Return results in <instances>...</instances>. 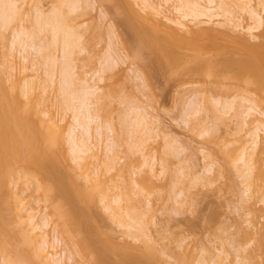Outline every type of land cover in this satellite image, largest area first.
<instances>
[{
  "label": "rangeland",
  "instance_id": "1",
  "mask_svg": "<svg viewBox=\"0 0 264 264\" xmlns=\"http://www.w3.org/2000/svg\"><path fill=\"white\" fill-rule=\"evenodd\" d=\"M5 1H10L9 6H4L5 2L0 0V5L3 4L0 14L3 16V9L10 7L8 13L12 12L13 18L7 26L0 16V53L5 55L3 59L0 57L1 77L7 81V86H16L22 93L30 92L41 119L52 124L48 123V126L52 127L49 131L54 138L61 136L64 139L65 151L61 155L64 157L66 154L68 159L65 156L60 160L64 162L55 163L51 169L54 170L53 177H56L53 181L66 180L64 183L70 187L66 172L71 170L80 189L84 187L93 197L91 195L92 201L86 198L84 202L76 203L80 222L76 225V234L70 227L72 232L69 230L68 233L57 214L56 205L62 199L57 201L56 196L55 200V195L47 187L38 190L37 177H25L21 173V178L20 173L16 174L9 185L0 187V264H13V260L17 264H43L39 259L41 256L35 252L42 236H34L36 232L28 223L30 211L38 212L39 218H49L48 239L52 240L55 235L63 238L58 251L67 250L62 253L64 264H126V261L128 264H264V133H260L259 145L251 158L254 171L250 174L252 185H249V172L245 165L249 155L243 158V153H254L249 133L254 123L246 126L241 123L246 115L236 116L240 112L244 114L245 107L249 106L248 102L243 103L246 99L255 102L259 112L264 111V90L258 91V87L257 91L254 90L256 86L250 75L249 80L248 74L237 75L240 61L254 60L256 51L243 48L239 35L213 34L211 31L208 33L209 30L205 31L206 34L204 30L200 33L188 22L193 30L180 33V36L177 34L179 38L159 32L160 37L178 48L186 62L185 71L188 73L178 75L176 71H169L161 55L162 62H159L158 53L147 39L144 43L139 25L142 22L147 26L148 21L133 15L135 10L141 12L143 9L140 0H30L32 8L29 0ZM71 1L76 2V11L70 10ZM149 1L155 6L169 7L173 10L171 16L179 15L173 6L184 2ZM253 2V6L264 8V0ZM229 3L232 14L239 16L236 1L229 0ZM132 5L134 10L131 8V11L129 7ZM35 7L41 8L46 16L58 15L64 28L73 27L70 35L73 44L71 52L66 53L70 55L67 59L61 55L64 53L61 52L63 42L61 39L57 41L59 43L52 42L49 27L45 31H37ZM69 11L73 13L68 14ZM143 14L146 15L145 12ZM137 22L138 27L135 25ZM148 27H153L150 21ZM16 30L35 31L37 38L34 42L38 47L43 45V50L38 52L39 58L37 51L34 52L36 49L29 47L21 51L19 41L14 44L18 34ZM256 34L264 42V13L262 27ZM191 43L200 46L192 47ZM50 46L52 48H48ZM108 56L118 61L106 68L104 58L107 60ZM195 57L213 60V63L216 61L214 66L217 69L212 70L211 75L190 72L189 68L196 66ZM34 60H39V63ZM64 64L72 74L68 77L72 78L69 82L73 86L69 90L79 92L80 89L82 93L83 89L91 87L93 90L92 87L96 86L94 91L97 93L91 96V101L93 114L100 120L91 125L88 144L92 149L86 155L88 158L80 162L81 165L74 161L67 141L68 132L76 121L74 109L68 108L64 102L65 94L60 90L63 85L60 71H64ZM226 103L236 110L230 111ZM258 117L261 116L257 113L247 117V122ZM97 126L108 136L103 134L99 138ZM79 135L82 136L81 133ZM110 157H115L114 162L109 160ZM76 186L73 184L68 188L71 197L68 194L69 200L63 198L62 201L75 203L80 200L76 198ZM118 196L121 198L120 211L117 209L119 216L110 208L111 205L116 207L114 200ZM16 205L23 209L15 212L12 209L18 207ZM132 215L140 224L131 221ZM138 228H142V233ZM61 231H65V235ZM130 231L136 238L129 235ZM7 236L8 240H5ZM13 239L15 242H11ZM148 246L153 249L148 250L150 254L146 249ZM49 251L54 253L52 249ZM72 254L73 260H69ZM7 255H11V259ZM145 255L148 258L143 257ZM151 259H155L154 262Z\"/></svg>",
  "mask_w": 264,
  "mask_h": 264
},
{
  "label": "bare ground",
  "instance_id": "2",
  "mask_svg": "<svg viewBox=\"0 0 264 264\" xmlns=\"http://www.w3.org/2000/svg\"><path fill=\"white\" fill-rule=\"evenodd\" d=\"M2 1L5 2V3L3 2L5 4L4 6H6L10 3V1H5V0H2ZM235 1H236V3H235L236 8L239 10V16H237L236 14H234V15L232 14L234 12L231 9V3H229V0H220V1L219 0H184L183 4L181 3L180 6L179 5L176 7L173 6L174 9L176 10V12L179 14L176 16L170 15L173 13V10H171L169 7L167 8V6H165V7H164V5L155 6L149 0H143V1L140 0V3L142 2V8H143L142 11L145 12V14L147 16L144 15L142 11H141L142 12L141 13L139 10L138 11L135 10L133 12V15H136L134 17H136V18L138 17L142 21H144V19H145V21L146 20L148 21V23L146 24L147 26H143L144 24L142 25L141 21H138L139 23L141 22L140 25L138 24V22L135 24V25L138 24L140 26L139 27V33L143 37L144 43H145V39H147L148 42L150 43L151 47L156 51V52L155 51L154 52L158 53L157 57H159V55H161L162 60L164 61L166 66H168L170 68L169 71H171L172 73H174L176 71L178 75L188 73V70H187V72L185 71L186 70V67H185L186 62L183 59V57L178 53V48L175 45H173L171 42H169L168 40L164 39L163 37H160L159 32H161V31L165 32V33H167L166 35L171 36V38H173L175 36L177 38H179L178 36H180V33H189L193 30V27H191L190 24L188 23V22H191L192 23L191 25H193L196 28L197 32L201 31L200 33H203V30H204V33L206 34V32L209 30L208 33L211 31L212 33L214 32L213 34H215V32H216V34H219L218 32H222L225 34L229 33L227 35H231V34L239 35L240 36L239 40H240L242 47L245 49H250V48L254 49L256 51V56H253L254 60L252 58H250L251 60L248 59V61H246L247 59L244 62H243V60L240 61L239 67L237 64V67H238V72L236 71L238 73L237 75H241V73L248 74V75H246L248 77V80H249V77L251 76L252 79L250 78V80H252L251 82H253V84H255V86H256L254 90H256L257 87L259 88V89H257L258 91H260V89L264 90V42L261 41L258 37V34H256L257 31H259L261 29L262 24H263L264 8L261 9V8L257 7L259 5L253 6L252 3H254L253 2L254 0H235ZM65 3H66V1H65ZM75 3H76L75 1L70 2L69 6H70L71 11H76L75 9H77V8H76ZM166 3H168V0ZM12 4H11V6H12ZM28 4H31L30 0L28 1ZM258 4H259V2H258ZM0 6H3V4ZM9 8L3 9V12H4L2 14L3 16H1V14H0V16L2 17V22L4 20V22L6 23V24L3 23L4 25H7L11 21V19L13 18L11 15L12 12H11V14L8 13ZM31 8H32V4H31ZM129 8L132 11L133 5H132V7L130 6ZM139 8L141 9V7H139ZM11 10H13V9H11ZM33 10L36 11V13L34 11V13L36 15V18H35L36 22L34 24L36 25L37 31L42 32L43 30L45 31V28L48 29V27H49L52 31L51 32L52 33V39H53L52 42L54 41L53 43H55L60 39H61V42H63V46H62L63 50L61 52H64L63 53L64 55L62 53H61V55L63 56V59H67V56H68L69 52H71L70 50L72 49L70 46H71V44H73V43H71L72 41L70 40V37H71L70 35L73 33V31H72L73 27L72 28H69V27L64 28L63 24L61 23V19H59L58 15H56V14L55 15L49 14V16L51 15L49 17V16H46L47 15L46 13H45L46 15H44V13L42 12V9L39 7H37V8L35 7V8H33ZM30 11H32V10L30 9ZM0 13H2V11ZM71 13H73V12H70L68 14H71ZM128 13H127V15H129ZM65 18H66V16H65ZM22 19H23V17H22ZM68 19H70V17H68ZM63 21H65V20L63 19ZM136 21H137V19H136ZM149 21L152 23L153 27H148ZM138 25H137V27H138ZM131 26H132V24H131ZM137 27H135L136 30H137ZM19 31L16 30V32H18V34L16 33V35H15L16 37L14 38L15 39L14 44L16 43V40L19 41L17 43H19L18 46H20L21 51L26 50L29 47L36 49L34 52L37 51L36 54L38 57V52L39 51L41 52L43 50V48H41V46H43V45H39V47H38V45L34 42L35 38H37V37H35L36 34L34 35L35 31L31 32V33L27 32L25 30L20 31V32ZM137 33H138V31H137ZM177 34H178V36H177ZM112 36H113V34H112ZM168 36H167V38H168ZM142 37H140V38L142 39ZM26 38H29V39L26 40ZM28 40L30 43L28 42ZM30 40H32V41H30ZM141 42H143V41H141ZM17 43H16V45H17ZM57 43H59V42H57ZM149 43H147V45ZM141 44H143V43H141ZM191 45H192V43H191ZM191 45L189 44V46H191ZM197 45H198V47H197ZM197 45L196 44H195V46L192 45V47L199 48L200 45L199 44H197ZM51 46L48 48H52ZM37 47H38V49H37ZM72 47H73V45H72ZM50 52L51 51H49V53ZM151 52H152V50H151ZM66 53H68V54H66ZM41 54H39L40 57H42ZM45 54H43V55H45ZM107 54H106V56H107ZM117 54H119V53H117ZM46 55H48V54H46ZM49 55H51V54H49ZM4 56L5 55L0 53L1 58ZM47 57L45 56V58H47ZM50 57H52V56H50ZM161 57H159V62H162ZM55 58L57 59L56 56H55ZM47 59H49V58H47ZM105 59L106 58H104V64L106 61V65H107L106 68L111 66L110 63H113L114 61L115 62L118 61L117 59L113 58L112 56H108L107 60H105ZM41 60H43V59H41ZM194 60H195L194 63L196 64V66L192 69L189 68V71L192 73H196V74L199 73L200 75H201V73H203L205 75L206 74L211 75V74H213V73H211V71L215 70V68L217 69V67L214 66L217 64V63L214 64L216 61L213 63L212 62L213 60L210 61L207 59H203L201 57H195ZM34 61H36V60H34ZM38 61H36V62L39 63ZM64 61H66V60H64ZM64 61H61V62H63V63L67 62L66 64H69L68 61H66V62H64ZM55 62H56V60H55ZM58 62H59V58H58ZM42 63L45 65L46 62H42ZM49 63H50V61H49ZM228 65H229V63H228ZM228 65H227V67H228ZM48 66H46V67L49 68ZM60 66L61 67L66 66L63 69L64 71H62V72L60 71V74H63V75H61V77H62L61 81H63V83H62L63 85L61 84L63 91H62V89H60L61 92L62 93L64 92V94H65V97H64L65 101H64V99H63V101L66 102V105L69 106L68 108L70 110L74 109V113H75L74 118L76 121V124L72 125L73 127H71V129L68 132L67 141L69 142V147H70L69 150L73 155L74 161L76 160L75 162H77L78 165H81L82 161H85V159L88 158V157H86V155L92 149V147H90L88 144V140L90 139V135H91V131H92L91 125H93L94 122H99V120H100L99 119L100 117H97L93 114V108H92L93 103L91 101V99H92L91 96L93 97V96H95L94 94L97 93L96 90L94 91L96 86L94 85L95 87H92V89L94 88L93 90L90 89L91 87L85 88V86H84V88L86 90L83 89L84 91L82 93H81L82 90L77 88L81 94H79V92H77V91H76L77 93L74 92V89H73V91L69 90L70 87H73L71 85L72 82L71 81H70L71 83L69 82V79H72V78H68L69 76L72 75V74H70V68L68 70L67 65H65V66L60 65ZM51 67H50V69H51ZM66 68H67V70H66ZM104 68H105V65H104ZM51 71H52V69L50 70V73H51ZM68 74H70V75H68ZM169 74H171V73H169ZM176 75H173V76H176ZM214 75H216V74H214ZM48 76H49V72H48ZM48 78H50V77H48ZM237 78H238V76H237ZM48 80L49 79H47V82H48ZM6 83H7V81L2 79L1 73H0V187L1 186L6 187L7 185H9L12 177L14 178L16 174L20 173V176H21V173H24L23 176H25V177H27V176L28 177L34 176L33 178L37 177L38 178V186H37L38 188L37 189L40 190L42 187H47V190L49 189V191H51L52 194L55 195V197H54V195H52V197H54V199L56 200V198H57L56 196H58L57 201H59L61 199L63 200V198H65V199L68 198V200H69L68 194H70V197H71L72 193L68 192V188H70L71 185H73V184H74V186L78 185V187L76 186V188H75V189H77L76 198L79 197L80 200H77V202H76L75 197L73 195L75 203H72V202L69 203L70 201H68V200H67L68 201V203H67V202H65V200L64 201L61 200V201H59L58 205H56L57 206V214L60 217V222L62 223L63 226H65L68 229V231H66V232L69 233V230L73 229L74 233L76 234L75 228H76V225L78 224V222H80V221H78V217H79L78 214H80V213H78L76 203L78 204V201L84 202L86 198H87V201L88 200L90 201L92 194L90 192L87 193L88 191H85L83 189L84 187L81 188L82 190L80 189L81 186L79 187V183H77V180H75L76 176L74 175V173H72L71 170L69 172H71L74 176H72L71 173L66 172L67 176H68L67 179H68V181H70L69 182L70 185L68 184L70 187H68L66 185L67 182L64 183L66 180L64 182H59V181H57L58 179L56 180L57 182L53 181V179L54 178L56 179V177H53L52 172L54 170L52 171L51 169L52 168L54 169L55 163L64 162L65 160L64 161H60V160H62V158H64L65 156L67 157L66 154L63 157L62 156L63 154L61 153V152L64 153V151H65V150H63L64 149V139L61 136L54 138L55 136H53L52 132H51L52 127L48 126V123L50 125H52V124L50 123L49 120L46 123V121L41 119L42 118L41 114L39 113V111L36 110V108L33 105V98L30 97L31 96L30 92L24 91L22 93L16 89V86H14V87L13 86L12 87L7 86ZM59 84H60V82H59ZM59 87H61V86H59ZM97 90H98V88H97ZM262 93H264V92H262ZM98 94L96 96L97 98H99ZM24 96L26 98H28L27 101L24 100V98H25ZM61 97H62V95H61ZM245 102H248L249 106L245 107L246 109L244 110L245 112H243L244 114H242L240 112L241 115H239L240 114L239 113V114H236V116L238 115L240 117L242 115L243 116L246 115V116H244V119H243L244 122L243 121L241 122L245 125L246 124L251 125L252 123H254V128L249 132L250 136L252 138L251 150L254 151V149H256L257 145H259L258 141H260L259 140L260 139L259 137H261L260 133L261 132L264 133V111L261 110L259 112L258 111V105L251 100L249 101L248 99H246L243 101V103H245ZM97 104H98V102H97ZM243 105H245V104H243ZM226 106H227V103H226ZM229 106H227V107L230 108L229 109L230 111L236 110L233 107V105L229 104ZM71 107H73V108H71ZM65 108H67V106ZM199 111L201 112V110H198V112ZM228 113H230V112H228ZM256 113L259 114V116H261V117H258L256 120H252L251 122L250 121L247 122V117L253 116ZM50 120H52V118ZM136 122H137V120H136ZM145 125L147 126V124H145ZM43 126H45V127H43ZM101 126L103 127L104 124L103 125L101 124ZM137 126H140V125H137ZM42 127L45 128V130L46 129H48V130L45 131L42 129ZM97 127H98L97 131H99L98 134L100 133L99 138H102L103 134H105L106 132L103 130L105 132V133H103L102 131H100L102 128L100 127L101 129L99 130V126H97ZM155 129H156V127H155ZM49 130H51V131H49ZM147 130H149V129H147ZM147 130H146V132H147ZM79 133H81L82 136L79 135ZM105 136H108V135L105 134L104 137ZM253 154H255V151H254V153H251V154L249 152L243 153V158L245 157V155H246V157L249 155V157H248L249 160L246 159V162H245L246 168L249 172V178H250L249 179V182H250L249 185H252L250 174L254 171L253 170V164L254 163L253 164L251 163V158H253L252 157ZM60 156H62V157H60ZM89 157H91V156H89ZM113 158H115V157H113ZM113 158L110 157L109 160L114 162ZM66 159H68V157ZM25 174H27V175H25ZM21 178H22V176H21ZM62 180H64V179L62 178ZM249 188H250V186H248V190H249ZM92 197H93V195H92ZM59 198H61V199H59ZM88 198H90V199H88ZM120 199L121 198H119V196H118L114 200L116 207H112V205L110 206V208L113 210V212H115V214L117 216H119L118 215L119 213H117V209L119 208L118 210L120 211V207H121V200ZM0 202H2V201L0 200ZM79 205L81 206V204H79ZM16 206H18V205H16ZM80 206H78V207H80ZM21 209H23V207L19 208V206H18L12 210H14L15 212H20ZM0 215H1V212H0ZM43 217H40L41 218L40 219L38 212L35 213V212L30 211L28 213V221H29L28 223L33 226L32 229H33L34 233L36 232L35 233L36 235L34 234V236L35 237H37V235L42 236V240L40 241L41 243H39L40 247L37 246L38 245V243H37V245L35 246V250H38V251H35V252H36V254L38 252V255H40L43 258V259H41V257H39V259L41 260V263H43V264H64L65 258L62 255V253L64 252V254H65L67 250L62 249L60 251L61 253L58 251L59 247H62V245H63V238L61 239L59 236L56 237V235H55L52 238V240L50 239V237L48 239L47 232L49 230L47 231V229H49L48 227L50 225L49 224L50 220L47 217L46 218L45 217L43 218ZM121 217H119V218H121ZM130 217H131L130 218L131 221L134 222L135 224L137 223L136 225H138L139 222H137V221H139V220L134 218L133 215ZM121 220H122V218H121ZM1 223H0V225H1ZM135 224H134V227H135ZM68 227H70V229ZM57 228H59V227H57ZM7 230H8V227H7ZM138 230H139V228H138ZM141 230H142V228H141ZM141 230H139V231L141 232ZM27 231H26V233H28ZM61 232H63V231H61ZM70 232H72V231L70 230ZM130 232H131V234H129V235H131V237L136 238L135 235L132 236L133 231H130ZM140 232H139V234H140ZM143 232H144V229H143ZM30 233H31V231H30ZM63 233H61V235ZM65 233L63 235H65ZM133 234H134V232H133ZM139 234L137 236H139ZM49 236H50V234H49ZM8 237L9 236H7V239H5V240H8ZM14 238H15V236H14ZM19 238H21V237H19ZM19 238L17 237V239L20 241ZM138 239H140V237ZM19 241H17V242H19ZM5 242L7 244H9L8 241H5ZM11 242H15L14 239H13V241L11 240ZM64 242H66V241H64ZM78 242H80V241H78ZM12 245H14V243ZM18 245H19V243H18ZM22 245H24V244H22ZM80 245H81V243H80ZM25 246H27V245L25 244ZM146 246H147V244H146ZM20 247H21V245H20ZM37 247H39V248L36 249ZM144 247H142V248H144ZM148 247L146 248L147 251L148 250L153 251V249L150 248L151 246H148ZM6 248H8V247H6ZM29 248L31 249L30 246H29ZM21 249H23V246ZM51 249L54 251V253L52 251H49ZM1 250H3V249H1ZM23 251L24 250H22V253H23ZM149 251H148V253L150 254ZM72 252H74V251L72 250ZM31 254H33V251L31 252ZM145 254H146V252H145ZM72 255L71 256L69 255V260H73L74 254H72ZM10 256L11 255H9V256L7 255V257H9V258H10ZM147 256H149V258H150V255L147 254ZM147 256L145 255L143 257L148 258ZM7 257H5L6 258L5 260H7ZM16 257H18V256H16ZM13 258L15 259V257H13ZM24 259H25V257H24ZM45 259H47L46 262L43 261ZM125 259H126V257H125ZM17 260H19V259H17ZM126 260H128V259H126ZM151 260L154 262L155 259L154 260L151 259ZM21 261H20V263H21ZM103 261L107 262L106 260H103ZM121 262H122V260H121ZM9 263L11 264L12 262H9ZM15 263L13 260V264H15ZM33 263L34 262H32V264ZM220 263L218 262L217 264H220ZM5 264H7V262ZM28 264H29V262H28ZM97 264H98V262H97ZM99 264H102V263L99 262ZM105 264H109V263H105ZM123 264H125V263H123ZM126 264H128V261H126Z\"/></svg>",
  "mask_w": 264,
  "mask_h": 264
}]
</instances>
